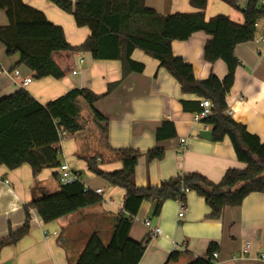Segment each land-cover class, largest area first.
Listing matches in <instances>:
<instances>
[{"label":"crops","instance_id":"0c3cea01","mask_svg":"<svg viewBox=\"0 0 264 264\" xmlns=\"http://www.w3.org/2000/svg\"><path fill=\"white\" fill-rule=\"evenodd\" d=\"M22 1L42 12L54 25L62 27L72 47H81L90 37L88 28H79L72 15L49 0ZM248 1L238 4L237 9L221 0H208L206 21L223 15L242 24L241 9L247 6ZM260 1L264 5V0ZM145 6L164 17L198 12L191 0H145ZM258 25L255 40L236 47L240 66L226 101L228 111L232 113L229 116L245 125L264 143V42H261L264 19ZM9 26L6 12L0 10V28ZM211 39V36L200 32L188 41L172 43L174 56L192 65L198 81L207 80L211 74L224 80L228 74L224 61L210 64L204 58L205 46ZM132 58L145 65L144 73H132L123 79L121 61H97L89 52H77L74 55L77 75L72 73L61 80L50 77L37 80L31 70L19 65L20 56L9 57L6 47L0 42V100L23 89L37 102L47 105L75 89H87L103 96L110 86L117 85L94 105L106 122H97L91 108L80 99L83 130L68 135L60 143L61 165L67 163L76 174L80 173L82 182L92 191L102 190V203L49 224L43 222L36 210H31L29 234L17 244L0 250V264H77L94 234L105 245L110 242L117 219L123 212L126 191L97 177L85 161L98 157L103 172L121 170V162L101 163V156L111 158L109 148L140 153L134 177L138 188L159 187L179 175L192 173L219 184L228 171L246 168V164L238 160L229 138L216 143L199 137L205 129L202 125H194L195 114L186 113L182 101L201 103L204 99L183 94L180 83L145 52L136 50ZM16 70L21 73L18 79L14 78ZM25 78H31L32 82L21 87ZM167 121L175 125L177 137L158 141L157 130ZM101 128H106V134ZM181 141L188 145L184 151L179 150ZM155 149H163L165 158L149 162L147 153ZM58 172L59 168L47 169L34 178L29 165L12 171L0 167V239L24 227L25 206L61 191L62 186L56 178ZM153 207L151 202L142 204L130 232L133 241L148 243L140 264H166L174 252L208 258L207 252L212 244L218 247L215 252L218 256L212 260L214 264H264V194L249 195L240 207L226 208L217 220L211 218L212 210L195 192L187 195L183 218H179L182 210L180 201H167L159 217L153 216ZM156 227L162 234L154 237L151 230ZM248 243L250 248L245 253Z\"/></svg>","mask_w":264,"mask_h":264},{"label":"trees","instance_id":"16d2710c","mask_svg":"<svg viewBox=\"0 0 264 264\" xmlns=\"http://www.w3.org/2000/svg\"><path fill=\"white\" fill-rule=\"evenodd\" d=\"M55 6L74 17L79 28H88L91 35L84 45L72 47L66 40L62 27L54 25L46 16L26 5L22 0H0V10L6 12L10 26L0 28V42L9 57L19 55V65L26 66L37 80L54 78L61 80L76 68L74 55L89 52L94 60H118L123 65V79L132 73L142 74L145 65L133 60L136 50H141L159 62L181 85L182 93L196 95L213 104V115L203 121L213 132V142L229 138L237 158L246 164L244 170H230L219 184L210 182L197 174L179 175L163 182L159 187L138 188L135 170L140 153L134 150L108 149L110 159L100 158L101 163L121 162L119 171L106 173L97 158L85 159L89 170L107 181L112 187L126 191L123 212L120 213L110 242L105 245L97 234L89 240L77 264H140L147 249V242H135L130 238L134 219L144 202H151L153 216L159 217L167 201L186 204L187 195L195 192L212 210V219H220L226 208L240 207L251 194H264V143L251 134L245 125L236 122L226 112L227 96L234 87L236 71L240 62L235 50L238 45L255 40L256 25L264 19V5L260 0H249L241 9L242 24L227 16H217L206 21L208 0H191L197 13H178L161 16L145 6V0H49ZM239 8L237 0H221ZM204 32L211 36L204 49L206 62L219 60L226 63L228 74L224 80L211 74L205 81H198L191 64L176 57L172 51L174 41H188L195 34ZM117 85L109 87L108 93L98 96L87 89H75L51 101L47 105L37 102L25 90L0 100V167L16 170L29 165L34 178L47 169L61 166L60 135L58 129L68 135L83 130L80 123V99L91 108L97 122L106 119L94 105L108 96ZM186 113L202 112L200 102L182 101ZM106 134V128H101ZM175 125L164 122L157 130L158 141L175 139ZM148 161H162L163 149L147 153ZM78 175L81 177L80 173ZM58 178V176H56ZM82 178V177H81ZM102 197L87 190L82 181L62 187L55 194L45 195L24 207L26 223L17 233L0 239V250L15 245L26 237L31 228L30 211L36 210L44 223L49 224L82 209L102 203ZM218 247L212 244L208 258L190 253L174 252L166 264H214L212 256Z\"/></svg>","mask_w":264,"mask_h":264},{"label":"built area","instance_id":"2783aa9c","mask_svg":"<svg viewBox=\"0 0 264 264\" xmlns=\"http://www.w3.org/2000/svg\"><path fill=\"white\" fill-rule=\"evenodd\" d=\"M244 2V0H237V4H242ZM258 24L256 25V27L258 28ZM261 42H264V37L263 39H261ZM74 75L78 74V71H74L73 72ZM21 76V73L19 70H16L14 72V78L18 79ZM32 82L31 78H25L23 79L22 83H21V87H26L28 86L30 83ZM200 107L202 108V112L201 113H197L194 115V125H202L204 127V129L206 131L211 130L210 126L206 125L203 123V121L209 117H211L213 115V104L211 103V101L209 100H202L200 103ZM228 115H232L231 111L226 112ZM204 124V125H203ZM59 135H60V142H64L67 137L68 134L63 130V128L58 129ZM188 147L187 142L186 141H181L180 142V146H179V150L180 151H184L186 150ZM58 181L60 186L65 187V186H70L76 182L82 181L81 177L76 174L72 168L67 164L64 163L60 166L59 168V172H58ZM85 188L87 190H89L88 187L85 186ZM91 190V189H90ZM97 195H99L100 197H102V199H104V192L102 190H96L94 191ZM184 211H185V204L182 203V210L181 213L179 214V218H183L184 217ZM147 227H151L150 223L147 222L146 223ZM152 236L157 237L160 236L162 234L161 229L156 227L154 229L151 230ZM250 248V244L248 243L245 249V253L248 252ZM217 254L214 253L212 256V260L217 258Z\"/></svg>","mask_w":264,"mask_h":264},{"label":"water","instance_id":"95a60500","mask_svg":"<svg viewBox=\"0 0 264 264\" xmlns=\"http://www.w3.org/2000/svg\"><path fill=\"white\" fill-rule=\"evenodd\" d=\"M199 137L201 139L207 140V141H212L213 140V132L212 131H206L203 130L200 132Z\"/></svg>","mask_w":264,"mask_h":264},{"label":"rangeland","instance_id":"374dc122","mask_svg":"<svg viewBox=\"0 0 264 264\" xmlns=\"http://www.w3.org/2000/svg\"><path fill=\"white\" fill-rule=\"evenodd\" d=\"M66 143V142H65ZM67 145V144H66ZM66 147V146H65ZM62 158V157H61ZM63 159V158H62Z\"/></svg>","mask_w":264,"mask_h":264}]
</instances>
